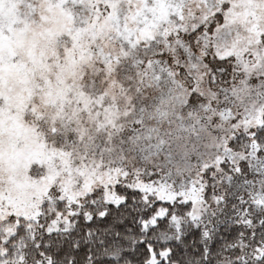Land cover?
<instances>
[{
    "label": "snow or ice",
    "instance_id": "6c2138e0",
    "mask_svg": "<svg viewBox=\"0 0 264 264\" xmlns=\"http://www.w3.org/2000/svg\"><path fill=\"white\" fill-rule=\"evenodd\" d=\"M0 264H264V0H0Z\"/></svg>",
    "mask_w": 264,
    "mask_h": 264
}]
</instances>
